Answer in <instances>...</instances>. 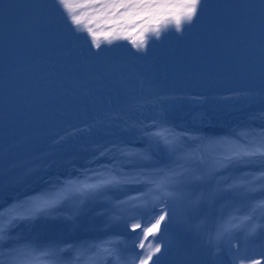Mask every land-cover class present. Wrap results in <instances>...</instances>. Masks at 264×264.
Segmentation results:
<instances>
[{"label": "snow or ice", "instance_id": "1", "mask_svg": "<svg viewBox=\"0 0 264 264\" xmlns=\"http://www.w3.org/2000/svg\"><path fill=\"white\" fill-rule=\"evenodd\" d=\"M14 7L40 11L48 21L52 13L64 21L71 36L88 47L91 59L85 66L100 62L99 69L89 73L94 80L126 67L112 58L119 42L131 45L135 51L128 55L135 60L145 59L153 41L171 38L183 44L209 8L264 20V0H38L5 4V15ZM8 35L6 24L5 39ZM60 54L70 57L72 52L63 49ZM253 95L236 91L225 99ZM183 98L151 92L93 117L88 130L114 128L133 138L110 132L114 138L93 141L85 166L66 175L40 177L38 190L20 193L12 186L19 181L6 184L8 199L0 205V264H225V258L227 264H264V254H248V246L264 238V125L246 124L264 120V111L219 134L197 126L207 118L204 113L193 116L188 127L170 123L163 110L145 115L144 109H156L164 99ZM65 140L61 136L56 143ZM97 204L105 209L97 215L107 217L106 228L125 222L134 235L39 243L23 234V229L47 228L50 221L89 229L90 205Z\"/></svg>", "mask_w": 264, "mask_h": 264}, {"label": "bare ground", "instance_id": "2", "mask_svg": "<svg viewBox=\"0 0 264 264\" xmlns=\"http://www.w3.org/2000/svg\"><path fill=\"white\" fill-rule=\"evenodd\" d=\"M248 90L255 95L248 99H225L236 91ZM165 96H182L183 99H164L156 109H144L145 115H153L157 111H164L168 121L174 125L188 127L192 125V117L204 113L207 117L203 124L197 125L205 133L219 134L227 132L236 126L240 119L249 114L259 117L264 111V79L257 80L242 79L237 76H224L222 86L205 90H192L189 93L180 92H157ZM151 93L145 95L149 97ZM189 97H200L201 99H190ZM134 101H140L134 100ZM133 100H126L123 104L112 108L97 107L91 113L80 112L69 114L57 123H37L34 127L19 135L17 140L9 141L0 145V205L5 204L8 196L5 194L4 186L10 181H19L12 186L20 193L27 192L30 188H38L41 185L40 177L49 179L58 174L66 175L73 168L85 166L88 152L92 142L102 139H112L110 132L123 135L125 139H132L126 133H120L119 129L93 127L88 130L87 126L94 123L93 117H103L110 110H118L126 107ZM114 114V112H113ZM139 113L134 114V118ZM246 124L252 127L264 125V120H246ZM82 130V131H78ZM61 136L66 140L56 143ZM142 147V145H139ZM11 169L9 172L8 170ZM11 194H15L14 192ZM215 211H220V206ZM104 211V208H100ZM92 223H95L92 221ZM19 231V230H18ZM94 229H77L64 227L61 221L48 222L47 228L37 226L35 229H23V234L39 243H46L55 238L67 243H79L82 241H93L104 238L110 234H94ZM134 234H127L130 236ZM195 243V241L193 240ZM258 255L264 254L262 240L250 245ZM139 251V250H137ZM225 264H227L225 258Z\"/></svg>", "mask_w": 264, "mask_h": 264}, {"label": "rangeland", "instance_id": "3", "mask_svg": "<svg viewBox=\"0 0 264 264\" xmlns=\"http://www.w3.org/2000/svg\"><path fill=\"white\" fill-rule=\"evenodd\" d=\"M95 218H97V217H95ZM95 218H91L90 217V219H95ZM100 221H99V223H96V225H94L93 228H95V229L97 228V229H99V231H102L104 228H106V224H104V223H102ZM118 229H120V230H122V231H124L126 233H129L128 230H127V226H126L125 222H121L118 226H114L113 228L110 229V232L116 231Z\"/></svg>", "mask_w": 264, "mask_h": 264}]
</instances>
